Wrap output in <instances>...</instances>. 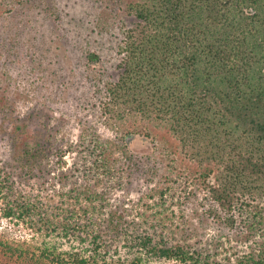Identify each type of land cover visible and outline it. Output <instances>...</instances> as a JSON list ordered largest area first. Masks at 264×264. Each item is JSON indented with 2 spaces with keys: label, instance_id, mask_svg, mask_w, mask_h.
Masks as SVG:
<instances>
[{
  "label": "trees",
  "instance_id": "trees-1",
  "mask_svg": "<svg viewBox=\"0 0 264 264\" xmlns=\"http://www.w3.org/2000/svg\"><path fill=\"white\" fill-rule=\"evenodd\" d=\"M0 8L9 9L2 1ZM126 12L135 22L123 25L116 43L119 75L106 82L93 122L81 126L91 136L80 141L83 161L64 169L60 160L64 170L55 177L67 188L59 194L79 207L66 209L55 223L43 215L39 195L25 198L8 173L0 176L5 217L53 223L54 231L86 248H27L0 239V264H149L154 258L220 264L217 251L214 258L203 255L187 243L188 234L176 239L156 230L163 225L155 216H168L170 203L187 206L188 181L202 189L205 215L238 228L247 243L245 253L223 264H264V0H129ZM135 117L165 124L201 167L199 176L161 174L133 156L125 136L138 132L127 126ZM100 124L108 129L98 130ZM40 156V145L24 142L21 159L34 161V173L19 182L35 191L47 189ZM149 159L159 163V157ZM136 180L144 192L139 198L152 200L143 204L150 214H125L133 200L115 197Z\"/></svg>",
  "mask_w": 264,
  "mask_h": 264
},
{
  "label": "rangeland",
  "instance_id": "rangeland-1",
  "mask_svg": "<svg viewBox=\"0 0 264 264\" xmlns=\"http://www.w3.org/2000/svg\"><path fill=\"white\" fill-rule=\"evenodd\" d=\"M0 1L9 8H0V176L8 173L15 188L26 191L25 198L32 200V195H39L36 201H41L43 215L56 223L58 216L67 213L66 209H77L80 205L70 202L69 195L59 194L67 188L56 184V174L73 161H83L80 141L87 142L91 136L81 130V126L93 122L106 82L117 79L120 70L116 43L123 25L130 26L135 19L126 12L129 0ZM90 53L97 55L96 61H89ZM129 125L138 128L135 135H124L129 151L133 156L143 157L147 167L156 166L161 174L170 171L171 177L179 174L198 177L202 172L201 167L181 151L179 140L165 124L144 122L135 117L127 121ZM106 128L104 124L98 126V130ZM25 141L40 145V158L45 166L41 179L46 190H31L23 181L19 182L28 180L34 173L30 171L34 161L28 163L21 159ZM69 147H73L72 152L63 154L62 150ZM151 156L159 157V163L151 162ZM60 160L66 162L64 169ZM161 164L167 165L165 169L157 166ZM209 181H213L212 176ZM174 186L177 193L182 191L177 183ZM185 189L189 196L185 199L187 206L167 202L168 216H155L154 220L161 218L163 225L156 230L176 239L183 233L188 234L187 243L199 252L202 250L203 255L217 251L218 256L213 254L212 257L220 264L228 257L245 253L247 243L241 239L238 228L229 230L205 215L201 207L202 189L189 181ZM138 191L139 181L136 180L132 186L115 193L120 201L133 200L130 204L134 209L128 207L125 214L151 213L143 204L145 200H152L146 196L139 198L144 192ZM2 209L0 193V239L9 244L58 250L86 248L78 239L54 231L53 223L35 225L27 216L5 217ZM152 209H157L156 205ZM216 245L221 248L214 250ZM149 264L189 263L154 258Z\"/></svg>",
  "mask_w": 264,
  "mask_h": 264
}]
</instances>
